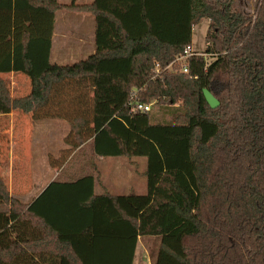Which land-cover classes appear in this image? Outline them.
Returning a JSON list of instances; mask_svg holds the SVG:
<instances>
[{"label":"trees","instance_id":"trees-1","mask_svg":"<svg viewBox=\"0 0 264 264\" xmlns=\"http://www.w3.org/2000/svg\"><path fill=\"white\" fill-rule=\"evenodd\" d=\"M235 1L0 0L1 108L71 121L73 148L86 136L95 158L147 160L144 195L95 196L85 175L26 205L0 173V264H134L142 237L159 239L153 264H264V0L255 16ZM62 10L95 21V53L73 65L50 61ZM204 20L208 57L184 73L175 61ZM13 74L26 96L10 93ZM133 93L174 119L134 112Z\"/></svg>","mask_w":264,"mask_h":264},{"label":"rangeland","instance_id":"rangeland-1","mask_svg":"<svg viewBox=\"0 0 264 264\" xmlns=\"http://www.w3.org/2000/svg\"><path fill=\"white\" fill-rule=\"evenodd\" d=\"M92 0H61L64 4L76 3L78 5H86L91 3ZM262 0H236L234 8L249 16H255L258 7L261 5ZM57 33L59 35L75 31L79 28V32L84 36L86 42L95 43V21L94 17L89 13L72 12L68 10H62L58 12L57 20ZM210 22L204 20L199 25L195 26L192 33V51L196 53H205L207 50V34ZM58 41V40H57ZM57 41L55 42L54 49L51 54L50 61L52 64L58 65H73L77 62L86 60L92 51H85L78 55H61V51L58 47ZM9 91L14 97L26 96L31 89V83L29 78L20 75H8L4 76ZM69 95V92H68ZM64 98V96H63ZM70 98V97H68ZM68 103L60 108L62 111H72L73 107ZM151 115L153 119H157L161 123L171 122L174 119L175 111L172 108L162 107L156 102L152 103ZM79 108V107H78ZM9 112L3 110L0 106V113ZM10 113V112H9ZM18 116H15L14 123L12 122V132H4L5 124L8 125L9 118L0 119V136L6 137L8 141V149H12L13 153L19 159V155L22 152H28L30 157L27 160V166L24 163L15 162L14 170L11 173V178L8 173L5 174L7 181L11 183L13 194L16 197L23 196L29 193H36L40 188L48 182L50 179H56V182H62L73 177L82 176L86 173L85 163L90 164L91 160H95L93 156L92 144L85 136L86 143L81 145V150L76 152L73 147L77 146V142L74 139V133L72 132V123L66 119L61 120H35L30 115H25L19 112ZM47 119V118H46ZM3 130V131H2ZM29 132V139H22L20 131ZM38 140L39 146L36 147L31 140ZM29 140V141H28ZM37 142V141H35ZM122 163V168L114 170L118 174L122 175L120 178L121 184L124 185V191L120 194H146L147 185L146 180L140 177L138 174V185H135L134 181L129 179L126 164L130 161L129 158H104ZM133 161L138 163L137 170L142 172L147 167V160L145 158L134 159ZM95 162V161H94ZM87 164V165H88ZM8 172V168L2 169V173ZM81 170V171H80ZM80 171V172H79ZM2 175V174H1ZM22 198V197H20ZM159 239L151 237H142L138 243V249L136 254V262L134 264H153L155 255L158 249Z\"/></svg>","mask_w":264,"mask_h":264},{"label":"crops","instance_id":"crops-1","mask_svg":"<svg viewBox=\"0 0 264 264\" xmlns=\"http://www.w3.org/2000/svg\"><path fill=\"white\" fill-rule=\"evenodd\" d=\"M61 2V0H60ZM60 12V11H59ZM82 13V12H79ZM57 16L58 13L56 15V20H57ZM57 23H55V29H54V36H53V45H52V51L54 49L55 46V42L57 41L58 47L61 51V55H67V56H72V55H78L82 52L85 51H92V55L95 53V43L91 44V43H87L86 39H84V36L80 34L79 32V28L76 29L75 31H70L68 33H64L59 35L57 32ZM51 51V54H52ZM91 56V55H90ZM14 75H20V74H13ZM18 116V113L15 112H11L9 114H0V119L1 118H9V124L4 126V132H12V122L14 123V119L15 116ZM43 120H61L59 118H47V119H43ZM64 120V119H63ZM3 131V130H2ZM20 136H22V139H27L26 137L28 136L29 139V132L26 133L25 131H20ZM6 137H1L0 136V173L2 174V176L4 177L5 181L8 183L10 191H11V197H14L16 199H18L20 202H22L23 204L29 205L31 204L34 200L38 199L46 190L47 188L53 183L56 182V179H50L48 182H46L41 188L40 190H38V192L36 193H29L26 194L25 196H23V194L26 192L24 191V193L22 194V198H18L13 194V190L11 188V183H9V180L7 181L6 179V175L8 173V176L11 178V173L14 170V164L15 162H22L24 163L25 166H27L28 163V159L30 157L28 152H24L22 154V152L19 155V159L17 158V156H15V154L13 153L12 149H8V141L5 140ZM29 141V140H28ZM37 141V142H35ZM31 142L33 144L38 143V140H31ZM36 147L39 146V143L35 145ZM82 147V146H81ZM81 147L77 148V150H75L76 152H78L79 150H81ZM95 158V157H92ZM109 158H120V157H109ZM134 159H138V158H134ZM134 159H130V161L128 162V164H126V168L127 170L130 169L132 170V172L128 171V176L129 179L134 181L135 185H138V174L140 175V177L145 178V173H146V169L142 172H138L137 167H138V163L133 161ZM95 161V162H94ZM88 162L86 161L85 163V170L86 173L82 176H78V177H71L69 179L66 180H62L61 183H71V182H75L79 179H81L83 176L85 175H93L95 177V188H94V193L95 196H102V195H111L113 197H118V196H122L123 194H120L122 191H124V185L125 184H121L120 178H122V175H120V173L118 174L117 172H114V170H119L122 168V163L121 162H116L113 160H108V159H104V158H95V160H91L90 164H88ZM8 168V172L5 170L4 173H2V169H6ZM147 168V167H146ZM81 171V170H80ZM79 171V172H80ZM146 185H147V181H146ZM62 189L60 188H55L53 189V191L50 193L49 198H53L54 201H56V198H60L62 196H67L66 191H61ZM147 193V192H146ZM69 194V193H68ZM134 194V193H133ZM125 195V194H124ZM128 195H132V194H128ZM135 195H144V194H135ZM55 210V209H53ZM50 213H54L53 211H50ZM141 238H139L140 240ZM139 243V241H138ZM138 249V247H137ZM137 254V252H136ZM135 260H136V255H135ZM134 260V262H136ZM152 264V263H151Z\"/></svg>","mask_w":264,"mask_h":264},{"label":"built area","instance_id":"built-area-1","mask_svg":"<svg viewBox=\"0 0 264 264\" xmlns=\"http://www.w3.org/2000/svg\"><path fill=\"white\" fill-rule=\"evenodd\" d=\"M208 45V44H207ZM193 56H204V57H208L207 54L204 53H196L192 51V47H187L184 52L182 53V55H180L176 61L175 64L178 65L179 67H181L182 71L184 73L188 72V66H187V61L189 58L193 57ZM171 66H169V68H171ZM156 75H160V67L159 65L156 66ZM131 109L136 112H142V113H149L152 110L153 104H142L140 102L137 101V96L136 93L132 94V97L130 99L129 102Z\"/></svg>","mask_w":264,"mask_h":264},{"label":"water","instance_id":"water-1","mask_svg":"<svg viewBox=\"0 0 264 264\" xmlns=\"http://www.w3.org/2000/svg\"><path fill=\"white\" fill-rule=\"evenodd\" d=\"M203 94L207 103L212 109H216L219 107L220 102L212 95V93L209 90L205 89L203 91Z\"/></svg>","mask_w":264,"mask_h":264}]
</instances>
